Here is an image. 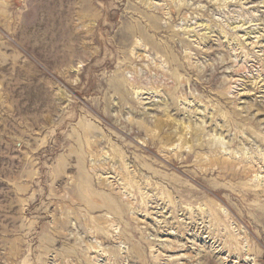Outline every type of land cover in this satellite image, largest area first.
<instances>
[{
	"label": "rangeland",
	"instance_id": "rangeland-1",
	"mask_svg": "<svg viewBox=\"0 0 264 264\" xmlns=\"http://www.w3.org/2000/svg\"><path fill=\"white\" fill-rule=\"evenodd\" d=\"M0 264H264V0H0Z\"/></svg>",
	"mask_w": 264,
	"mask_h": 264
}]
</instances>
